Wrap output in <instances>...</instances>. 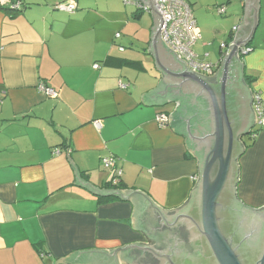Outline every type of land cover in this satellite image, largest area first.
<instances>
[{
  "label": "crops",
  "instance_id": "1",
  "mask_svg": "<svg viewBox=\"0 0 264 264\" xmlns=\"http://www.w3.org/2000/svg\"><path fill=\"white\" fill-rule=\"evenodd\" d=\"M66 1L32 0L13 10L11 0H0V264H92L89 252L148 243L132 202L101 204L77 185L81 181L142 191L168 212L184 207L198 182V162L172 125L178 105L165 91L155 93L163 76L149 51L153 17L133 35L129 27L136 22L139 29L144 14L134 5L76 0L73 14L54 9ZM234 1L212 4L226 7L224 14L216 8L219 16L232 17L228 37L245 15L246 0ZM204 2L191 0L193 10L210 8ZM122 31L129 36L116 38ZM260 34L241 59L245 75L254 78L252 92L264 99V30ZM209 45L197 54L214 63ZM160 55L164 61V50ZM222 55L220 47L219 67ZM40 83L57 98L40 92ZM161 113L169 115L166 127L156 120ZM107 157L116 159L114 168L102 167ZM239 164V199L263 209L264 130ZM118 171L121 187L106 188Z\"/></svg>",
  "mask_w": 264,
  "mask_h": 264
},
{
  "label": "water",
  "instance_id": "2",
  "mask_svg": "<svg viewBox=\"0 0 264 264\" xmlns=\"http://www.w3.org/2000/svg\"><path fill=\"white\" fill-rule=\"evenodd\" d=\"M136 1L147 6L154 19L149 51L163 76L155 93L165 91L169 102L178 105L172 125L186 137L198 162V182L187 204L168 212L142 191L99 189L77 175V185L97 197L132 202L136 226L148 241L86 255L92 264H264V208L253 209L238 197L243 138L256 125L253 92L240 53L254 41L262 0H246L243 25L214 78L193 72L166 46L155 0Z\"/></svg>",
  "mask_w": 264,
  "mask_h": 264
},
{
  "label": "built area",
  "instance_id": "3",
  "mask_svg": "<svg viewBox=\"0 0 264 264\" xmlns=\"http://www.w3.org/2000/svg\"><path fill=\"white\" fill-rule=\"evenodd\" d=\"M13 3V10H23L28 6L32 0H11ZM125 5H134L139 13H150V9L144 4L136 0H122ZM156 8L163 18L162 40L166 46L171 49L180 59L184 60L189 68L200 75L213 77L219 67V63L214 64L203 60L196 52L195 47L202 39L201 32L196 23L191 0H155ZM56 10L66 12L69 14L75 13L78 9L76 0H69L65 3H60L55 6ZM220 14L226 13L225 6L217 7ZM241 25L233 28V34L237 32ZM116 38H121L120 34ZM230 45V44H229ZM229 45L224 43L221 46L222 58L229 52ZM120 51H124V47H120ZM253 49L250 47L244 48L240 55L246 56L252 53ZM94 68H99L95 65ZM39 91L49 98L56 99L57 93L45 83H40ZM253 109L256 116V125L252 131L264 130V99L261 92H253ZM157 122L161 127L169 125V115L161 113L157 116ZM95 126L100 129L101 123L95 122ZM253 137L257 135L253 134ZM56 154L60 151L56 150ZM104 169H112L116 166V159L113 157L103 158L101 160ZM122 172L115 173L111 181L113 187H118L121 183Z\"/></svg>",
  "mask_w": 264,
  "mask_h": 264
},
{
  "label": "rangeland",
  "instance_id": "4",
  "mask_svg": "<svg viewBox=\"0 0 264 264\" xmlns=\"http://www.w3.org/2000/svg\"><path fill=\"white\" fill-rule=\"evenodd\" d=\"M93 2L95 0H92ZM104 5H113V6H120V8H126L125 5L121 2V0H96ZM67 2V1H66ZM65 3V2H64ZM207 6H210V8H203L201 7L198 11L197 8L193 10V14L196 20V23L202 30V39L196 46V52L199 53V48L202 44L210 43L208 47V51L210 54V57L208 58L210 61H214V63L218 62L220 59V47L223 45L224 42L228 39V33L233 27V22H231L232 17L230 16H219L216 12L217 6H213L214 0H206L204 2ZM239 3V0H235L234 4ZM128 9V8H127ZM130 9V8H129ZM150 17V18H149ZM135 19V18H133ZM142 22L139 24L140 28H137V24H132L129 27V31L132 32V34L141 33V30H144L149 25L150 19H152V16L150 13H144L142 16ZM137 19V20H141ZM134 22V21H133ZM153 22V21H152ZM264 30V25H261L259 27L256 36L261 35L262 31ZM120 34V33H119ZM123 39L128 37L129 35L122 31V34H120ZM123 39L120 42H123ZM256 40H254L255 42ZM134 43L137 45L136 40ZM127 47H130V45H126ZM202 47V46H201ZM198 50V51H197ZM245 141L249 142L248 137H244ZM250 149V148H249Z\"/></svg>",
  "mask_w": 264,
  "mask_h": 264
},
{
  "label": "trees",
  "instance_id": "5",
  "mask_svg": "<svg viewBox=\"0 0 264 264\" xmlns=\"http://www.w3.org/2000/svg\"><path fill=\"white\" fill-rule=\"evenodd\" d=\"M233 40V35L230 34L227 40V44H229L231 41ZM251 49L252 48V43L249 46ZM244 57V56H242ZM245 81L247 82V84L250 85V83L254 82V78L248 75H245ZM261 131H252L247 137L249 139V142L245 141V139L243 138V142H244V146L246 149L253 147L256 141V137H253V134L255 135H259ZM113 188V185L111 184V182L107 183V185L105 186ZM118 187H121V185H119ZM97 200L101 203V204H109V203H113V202H121V200L114 198V197H107V198H103V197H98Z\"/></svg>",
  "mask_w": 264,
  "mask_h": 264
},
{
  "label": "clouds",
  "instance_id": "6",
  "mask_svg": "<svg viewBox=\"0 0 264 264\" xmlns=\"http://www.w3.org/2000/svg\"><path fill=\"white\" fill-rule=\"evenodd\" d=\"M235 33H236V32H235ZM235 33H234V34H235ZM234 34H233V32H232V35H233V36H234ZM231 42H232V41H231ZM231 42H230V43H231ZM230 43H229V44H230ZM229 44H228V45H229ZM252 52H253V51H252ZM250 54H251V53H250ZM241 57H242V56H241Z\"/></svg>",
  "mask_w": 264,
  "mask_h": 264
}]
</instances>
